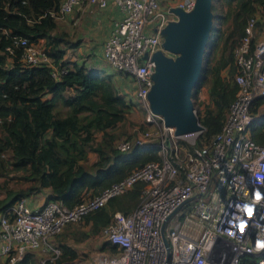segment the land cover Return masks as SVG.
Listing matches in <instances>:
<instances>
[{"label": "built area", "instance_id": "2783aa9c", "mask_svg": "<svg viewBox=\"0 0 264 264\" xmlns=\"http://www.w3.org/2000/svg\"><path fill=\"white\" fill-rule=\"evenodd\" d=\"M110 3L120 15L103 40L102 54L115 70L136 81L144 120L153 127L137 142L156 143L157 156L72 207L57 199L38 207L23 196L13 199L0 214V255L14 264L38 248L46 253L41 264H57L61 248L54 237L65 224L141 182L138 204L128 211L114 210L102 228L116 248L94 264H239L245 254L264 264V141L250 135V123L258 116L251 104L264 95V36L252 50L249 43L257 17L249 19L234 49L238 90L226 119L210 143L197 144L202 128L176 134L174 126L152 111L147 98L155 69L151 54L162 47L161 29L177 19L172 7L189 10L194 0L166 7L160 0H61L55 14L58 19L81 6L105 8ZM23 58L47 60L37 44L26 45ZM192 102L201 124L198 98ZM193 133V139L187 137ZM131 143L119 137L116 146L126 150Z\"/></svg>", "mask_w": 264, "mask_h": 264}, {"label": "trees", "instance_id": "16d2710c", "mask_svg": "<svg viewBox=\"0 0 264 264\" xmlns=\"http://www.w3.org/2000/svg\"><path fill=\"white\" fill-rule=\"evenodd\" d=\"M60 1L0 0V178H18L23 184L12 189L0 180V214L7 212L13 199L43 187L49 189L45 200L57 199L72 207L157 156L156 143L137 142L138 129L119 130L120 124L133 125L128 118L133 104L118 92L112 74L66 56L67 47L77 46L79 39L58 28L55 12ZM214 4L208 50L192 94L197 98L201 88H206V99L200 101L198 110L202 130L197 144L212 141L235 98L234 49L249 19L257 17L250 50L258 30L264 28V0H213ZM39 43L47 60L26 61V45ZM263 104L264 95L255 97L251 112L257 113ZM147 124L141 123L143 131ZM123 134L132 140L126 150L116 146ZM250 135L264 141V117L258 115L251 121ZM135 160V166L124 173ZM128 190L136 193L135 202L130 208L117 209L128 211L140 201L141 182ZM101 207L88 212L89 218L97 221L104 210L95 212ZM103 220L102 227L110 218ZM57 242L61 248L57 264L77 256L69 243ZM101 248L112 251L116 247L106 238ZM0 264H9L8 259L0 255ZM14 264H35L31 251ZM239 264L258 263L255 256L245 254Z\"/></svg>", "mask_w": 264, "mask_h": 264}, {"label": "water", "instance_id": "95a60500", "mask_svg": "<svg viewBox=\"0 0 264 264\" xmlns=\"http://www.w3.org/2000/svg\"><path fill=\"white\" fill-rule=\"evenodd\" d=\"M213 0H194L189 10L172 7L177 19L161 29L162 47L151 54L153 83L147 98L152 111L163 116L176 134L202 128L193 113L192 94L212 30Z\"/></svg>", "mask_w": 264, "mask_h": 264}, {"label": "rangeland", "instance_id": "374dc122", "mask_svg": "<svg viewBox=\"0 0 264 264\" xmlns=\"http://www.w3.org/2000/svg\"><path fill=\"white\" fill-rule=\"evenodd\" d=\"M175 1L177 0H160V3L161 5L166 7L167 5L172 4ZM93 8L95 7L80 9L76 8L70 14H67L63 17H59L57 19V25L59 29L66 30L72 39H79V44L77 46L67 47L66 56L70 59H76L90 68L100 69L103 73L112 74V79L115 83V87L117 88L118 92L124 95V97L133 104V108L128 116L130 120V125L132 123L133 125L128 126V124L126 123L120 124L119 130L122 131L124 129L126 131L129 128L138 129V138H142L143 132L145 130L143 131L140 125L144 121L145 109L143 108L141 99H139L140 97L137 95L136 81L134 82L132 76L115 70L112 66L109 65V63L104 58L102 54L103 39L97 38L101 34V32L97 31L96 34H94L93 32H91L92 30L90 29V26L94 25L91 24V20L93 19L91 18V15L95 13L94 10L91 11V9ZM212 10H216L215 4L212 6ZM75 18H77L76 23L73 22V19ZM99 25L100 24H97V30H101V26ZM263 36L264 29L262 28L258 30V38L261 39ZM37 46L41 47L40 43L37 44ZM197 98L199 104L200 101L202 102V100L206 99V88L204 86L201 88ZM257 115L264 117V104L260 106ZM152 128L153 127H151V125L147 124L146 130H150ZM126 135L127 134H123L122 137H126ZM195 135L196 134L193 133L187 135V137L193 139ZM144 156L147 157L148 155ZM135 162L136 160L132 164H127V168L124 173H126L132 166H135ZM5 178L6 177L3 176L2 178H0V180L4 181ZM5 185H7V187L10 186V188L14 189L23 184L19 181L18 178H7L5 180ZM130 191L128 190L122 193L121 195L117 196L115 199L106 203L104 206L98 209V211L104 209V211L106 212V214H98V219H111V215L114 209H117V206L114 205V201L119 199L120 197L127 198L128 196H130ZM98 211L96 210L95 213H99ZM90 214L91 213L86 214L81 220L77 222L67 224L71 226L70 229L68 228V231L66 229V224L61 229L62 231L60 233H63L64 230L67 231V234L72 233V237H68L69 240L67 242L71 246H73L74 249L77 251V256L75 258L67 259V261L64 260L66 262H69L70 264H94L100 258L106 256L109 253L107 250H103L101 248L102 241L107 238L106 234L102 231V224L104 223V221L100 224V226H93L92 221L88 220ZM54 238L56 240V237ZM45 255V252H43L42 250L39 251V255L36 256L38 260L37 264H41L40 259Z\"/></svg>", "mask_w": 264, "mask_h": 264}, {"label": "crops", "instance_id": "0c3cea01", "mask_svg": "<svg viewBox=\"0 0 264 264\" xmlns=\"http://www.w3.org/2000/svg\"><path fill=\"white\" fill-rule=\"evenodd\" d=\"M80 8H92V6H81V7H78V9H80ZM92 10H94L95 13H93V15H91V18H93L91 20V24H94V25L90 26V29L92 30L91 32L96 34L97 31H100L101 34L97 38L104 40L105 36L108 34V31L111 28L113 20L116 19L120 15V13H119L118 9L112 3H110L105 8H96L95 7L93 9H91V11ZM70 13H68V14H70ZM73 22L76 23L77 22V18L73 19ZM97 24H100L99 26H101V30H97L96 29L97 28ZM20 186H22V185H20ZM48 193H49L48 187H43L39 191L34 192L32 194H29V195H24L23 197L25 198V200L27 201V203L30 206L38 207L45 201ZM128 197L127 198L120 197L119 199L115 200L114 201V205L117 206L116 208H130V207H132V204L135 202L134 200H135V197H136V193H132L131 192L130 196H128ZM108 206H109V204H108ZM104 212L105 211H103V214H104ZM96 219H97V221L95 219H91V218H89L88 220L92 221L93 226L94 225L100 226V224L102 223V220L98 219L97 217H96ZM103 221H105V220H103ZM70 227H71L70 225L66 226L67 231L70 229ZM65 231L66 230H64L63 233L57 234L55 236L57 241H59V242H67L69 240L68 237H72V233H68L67 234V231L66 232ZM39 251H41V250L38 249V248L31 250L32 257L34 258V263L35 264H37V261H38L36 256L39 255ZM66 261H62V262H60L58 264H70L69 262H66Z\"/></svg>", "mask_w": 264, "mask_h": 264}]
</instances>
